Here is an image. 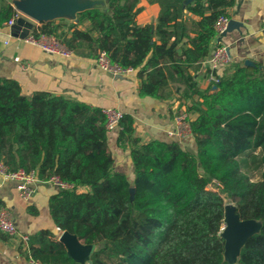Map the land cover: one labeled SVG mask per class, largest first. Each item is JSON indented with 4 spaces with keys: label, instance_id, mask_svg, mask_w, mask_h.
<instances>
[{
    "label": "trees",
    "instance_id": "trees-1",
    "mask_svg": "<svg viewBox=\"0 0 264 264\" xmlns=\"http://www.w3.org/2000/svg\"><path fill=\"white\" fill-rule=\"evenodd\" d=\"M147 1L158 14L143 25L138 0H107L105 9L77 13V23L45 22L37 31L57 36L70 52L87 49L95 58L104 51L132 68L140 98L165 100L181 85L194 114L190 136L141 142L123 114L117 144L128 146L131 184L113 170L101 108L47 91L24 95L16 80L0 77V162L72 185L49 195V216L93 247L81 263L50 229H39L16 251L45 264H228L219 235L228 199L239 220L260 222L236 264H264V65L234 64L215 91L200 90L193 73L210 56L215 22L233 0ZM16 18L1 3L0 27ZM27 212L38 214L31 206Z\"/></svg>",
    "mask_w": 264,
    "mask_h": 264
},
{
    "label": "crops",
    "instance_id": "crops-1",
    "mask_svg": "<svg viewBox=\"0 0 264 264\" xmlns=\"http://www.w3.org/2000/svg\"><path fill=\"white\" fill-rule=\"evenodd\" d=\"M15 1L19 0H0V5L7 2L16 10ZM191 1L193 0H185V3ZM78 2L100 9L107 7V0H78ZM137 5L140 7V12L136 16L138 24L143 25L156 19L158 14L156 4H150L147 0H138ZM226 11L231 24L228 30L214 38L210 45L211 52L216 44L225 45L232 61L228 66L220 67L215 71L218 77L229 74L234 64L247 65L248 61L250 65L255 63L264 65V0H233V4L227 7ZM16 12L17 18H24L18 10ZM46 22H51V25L77 23V16L61 15ZM85 26L86 23L83 27ZM207 59L208 56L202 61L200 68L193 73V78L200 90L209 89L211 93ZM94 60L95 58L89 56L87 49H82L78 53L71 52L67 56L47 55L24 39L13 37L10 25L0 27V77L16 80L24 95L47 91L53 95L84 102L92 107L115 108L132 117L133 136L139 138L141 142L152 139L172 141L173 138L168 135V131L172 126L173 114L184 103L186 105L189 103L180 97L182 86L178 84L172 86L170 97L165 100L140 98L138 96L140 79L134 75V72L113 76L100 70ZM196 100L197 98L193 97V101ZM118 134L119 130L107 134V146L113 158V170L125 174L132 184L134 172L128 156V146L126 149L118 146ZM181 142L184 143L185 140ZM85 189L79 188L80 191ZM53 192L57 190L48 183L39 181L35 193L25 201L15 190L14 181H2L0 176L1 207L9 210L19 234L29 235L39 229L52 230L55 227L47 209V199ZM29 206L35 208L38 214H29L27 212ZM251 221L255 224L254 232H257L260 222ZM18 244L17 240L0 233V264H29V258L17 253ZM225 254L226 251L224 256ZM237 258L238 254L232 257L235 261L230 264H236Z\"/></svg>",
    "mask_w": 264,
    "mask_h": 264
},
{
    "label": "built area",
    "instance_id": "built-area-1",
    "mask_svg": "<svg viewBox=\"0 0 264 264\" xmlns=\"http://www.w3.org/2000/svg\"><path fill=\"white\" fill-rule=\"evenodd\" d=\"M230 17L227 15L220 16L215 22V38L223 35L228 30ZM14 20L8 21L7 25H13ZM42 26V22H33V27L24 40L36 47L47 55H69L71 52L64 46L60 38L52 34H46L37 31ZM36 27V29L34 28ZM34 28V29H33ZM95 65L102 71L117 75H127L133 71L132 68H122L117 63H112L108 55L104 51H98L95 57ZM231 56L227 47L223 44H216L212 48V52L207 59L208 80L210 82V90L215 91L216 85L219 83V77L215 71L220 67L228 66L231 63ZM187 102V101H185ZM183 105V104H182ZM103 114L106 117L105 127L108 132L120 129V120L123 117L121 111L115 108H103ZM191 113L186 111V104L174 112L172 117V126L168 131V135L177 141L186 140L191 133L190 121L192 119ZM0 176L2 181H14L15 190L22 200L27 201L36 191V185L40 181L36 174L25 172L22 169L10 171L6 165L0 162ZM51 185L56 190L71 189L72 185L61 181L57 176H51L48 180L43 181ZM0 233L17 240L18 243L25 242L27 235L19 234L16 230L14 218L4 207H0ZM29 264H45L39 261L28 259Z\"/></svg>",
    "mask_w": 264,
    "mask_h": 264
},
{
    "label": "water",
    "instance_id": "water-1",
    "mask_svg": "<svg viewBox=\"0 0 264 264\" xmlns=\"http://www.w3.org/2000/svg\"><path fill=\"white\" fill-rule=\"evenodd\" d=\"M14 5L16 10L24 16V18H16L15 23L11 25V35L19 39H24L29 34L33 27L31 21L43 23L54 17L68 14L74 17L77 13L83 10L94 8L79 4L78 0H19L15 1ZM230 24L231 20L228 28ZM246 64L250 65L248 61ZM130 190L132 192L133 188ZM235 210V205H224L223 221L226 223L225 238L221 236L224 239V251H226L229 256L232 254L231 252L235 251L234 255H232L233 257L236 254L239 255V250L246 239L255 233L254 222L252 223L251 220H239ZM248 227H253L252 233L246 232ZM51 231L58 237V241L64 245L68 255L78 262L87 255L86 247L93 248L82 244L75 235L70 234L67 231H62L59 227H54ZM238 240L242 241L240 246L237 247L232 245V242ZM232 247L234 249L231 251L230 249Z\"/></svg>",
    "mask_w": 264,
    "mask_h": 264
},
{
    "label": "rangeland",
    "instance_id": "rangeland-1",
    "mask_svg": "<svg viewBox=\"0 0 264 264\" xmlns=\"http://www.w3.org/2000/svg\"><path fill=\"white\" fill-rule=\"evenodd\" d=\"M209 188H211V189H213V190H217V188H215V187H209ZM224 203H225V205L228 203V204H230V205H234V203L233 202H231V201H229L228 199H224ZM253 223V222H252ZM253 225H255L254 223H253ZM225 229H226V223L223 221L222 222V225H221V227H220V231H219V235L220 236H222V237H224L225 238ZM234 248L232 247L230 250L232 251ZM93 251V248H89V247H86V256L83 258V259H81V260H79L80 262H83V263H85V261L88 259V257H89V255L91 254V252ZM227 253V252H226ZM232 253V254H231ZM230 254V256L228 255V253L227 254H225V260L230 264V263H232V262H234L235 260H233L231 257H233L232 255H234V253H235V251H233V252H231ZM230 257V258H229Z\"/></svg>",
    "mask_w": 264,
    "mask_h": 264
},
{
    "label": "bare ground",
    "instance_id": "bare-ground-1",
    "mask_svg": "<svg viewBox=\"0 0 264 264\" xmlns=\"http://www.w3.org/2000/svg\"><path fill=\"white\" fill-rule=\"evenodd\" d=\"M226 205H230V204H226ZM246 232L248 233V232H250V233H252L253 232V227H248L247 229H246ZM228 242H230V241H228ZM232 242V241H231ZM241 240H238V241H235V242H232V245H235V246H240L241 245Z\"/></svg>",
    "mask_w": 264,
    "mask_h": 264
}]
</instances>
